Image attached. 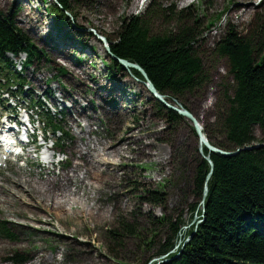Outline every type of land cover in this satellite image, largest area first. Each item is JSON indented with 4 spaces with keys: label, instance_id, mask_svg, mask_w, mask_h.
<instances>
[{
    "label": "rangeland",
    "instance_id": "obj_1",
    "mask_svg": "<svg viewBox=\"0 0 264 264\" xmlns=\"http://www.w3.org/2000/svg\"><path fill=\"white\" fill-rule=\"evenodd\" d=\"M152 3L197 16L202 24L203 51L213 50L230 30L246 34L264 20V0H76L71 7L75 18L70 16V21L76 24L77 31L63 25L59 31L57 28L59 35H56L53 31L57 20L43 0H0V15L14 17L19 29L43 51L42 60L36 65L42 72L36 77L39 83L34 82V70L25 75L37 87L42 84V90L33 87L36 92L32 99L47 103L44 118L52 108L50 115L55 116L54 121L64 130V134L54 138L59 143L58 137L66 136L62 142L64 149L57 147L54 153L60 154V160L63 156L70 157L69 162L56 168L48 164L43 170L34 156L36 167L21 169L16 165L0 178V220L9 222L17 237L14 242L0 238V264H15L10 258L18 253L28 258L26 264H144L148 259L153 263L159 260L155 257L158 244H163L171 233L168 220L181 218L188 230L200 224L198 216L192 219L191 210L198 202L193 193V178L203 158L193 124L183 119L174 129L169 128L159 118L145 84L127 71L114 70V76L110 77L113 71L104 64L110 63L107 49L96 37L97 34L114 42L122 22L144 14ZM246 9L249 11L244 14ZM26 11L32 13V23L41 20V25L49 27L47 31L38 29L31 33ZM63 39L69 48L63 58L74 64L72 68L65 65L66 61L55 59L52 52L53 49L65 52L55 43ZM75 42L79 48L74 46ZM206 60L211 81L204 92L171 104L183 106L195 115L208 139V131L215 129L222 91L233 86V78L226 59L207 55ZM75 68L87 72L89 79L83 82L74 76ZM54 78L52 88H47L48 81ZM46 89L51 92V99L56 100L53 103L66 109V116H56L51 100L43 96ZM95 90L104 91L102 101ZM101 107L116 116H110ZM84 113L94 121L96 131L92 139L109 144L108 148L100 147L97 163H108L110 171L118 175L116 181L109 177L110 185L119 184L110 189L105 185L102 193L91 194L93 198L91 191L77 180V174H81L98 181L92 171L96 165L89 166L86 157L95 145L89 146L86 137L85 142L81 138L83 131H90L82 119ZM254 134L257 145H264V133L259 127ZM115 189L118 194L112 193ZM71 190H79V194ZM154 194L160 195L161 204L154 202ZM93 207L95 216L90 219L88 211L92 212ZM121 220L136 226L137 231L117 243L109 232L118 228ZM153 242L155 247L149 248ZM178 244L176 250L182 242Z\"/></svg>",
    "mask_w": 264,
    "mask_h": 264
},
{
    "label": "trees",
    "instance_id": "obj_2",
    "mask_svg": "<svg viewBox=\"0 0 264 264\" xmlns=\"http://www.w3.org/2000/svg\"><path fill=\"white\" fill-rule=\"evenodd\" d=\"M43 2L50 15L57 19L59 29L63 25H70V16L74 17L71 7L76 0ZM248 11L246 9L244 14ZM28 12L25 19L32 26L31 33L38 29L47 31L49 27L41 25V20L32 23V13ZM201 28V20L197 16L152 3L144 14L122 22L114 42L107 40L111 51V54L107 52L110 63L105 61L104 64L113 71L109 76H114V70L126 71L113 57L137 65L146 73L157 91L168 102L175 104L187 96L201 94L209 85L211 75L207 67V55L213 59H226L233 86L224 87L217 105L215 129L209 130L207 137L213 146L227 152L254 147L258 144L255 128L259 127L264 133V20L258 21L255 28L246 34L230 30L211 51L202 50ZM53 32L59 35L57 31ZM60 42L58 48L65 52L53 49L55 59L66 61L65 65L72 68L74 64L63 58L69 49L66 48L67 42L64 39ZM23 51L29 53L30 63L40 55L29 36L19 29L14 17L0 15V61L6 64V53L18 55ZM72 72L83 82L89 79V74L84 70L75 68ZM130 72L136 79L146 82L138 70L130 69ZM112 91L115 93L116 89ZM103 92L95 90L100 101L105 97ZM111 103L115 104L114 101ZM154 103L159 118L169 128L174 129L184 119L156 100ZM101 108L110 116H116V113L111 114V110L107 112ZM82 119L90 131H83L81 138L85 142L86 137L87 145H95L86 157L89 166L96 165L92 171L98 181L81 174H77V180L91 191L90 196H96L102 193L105 185L109 189L117 188L118 182L110 185L109 177L116 181L118 175L110 171L108 163H97L96 156L100 154V149L108 148L109 144L107 141L95 142L91 137L96 131L93 129L94 121L86 113ZM204 153L211 156L214 171L208 183L209 194L205 206H202L204 187L211 167L201 158L195 170L193 193L198 202L191 207L192 219L198 216L201 223L188 230L181 218L173 222L168 220L171 233L163 244H158L159 250L155 257L168 256L172 260L163 264H264V148L244 151L235 157L210 154L206 148ZM71 193L79 194V190H71ZM112 193L118 194V191L115 189ZM82 197L86 198L85 195ZM153 197L156 204L162 203L159 194ZM94 208L92 212L88 211L90 219H94ZM108 212L103 213L104 216ZM136 231V226L121 220L118 228L109 233L112 239L120 243L122 238L135 235ZM0 237L10 241L17 239L10 223L0 220ZM188 239L190 241L184 245L183 242ZM179 242L182 244L176 250ZM155 245L153 242L149 248ZM172 251L175 252L171 254ZM11 260L15 264L28 261L20 253L15 254ZM150 261L148 259L144 264Z\"/></svg>",
    "mask_w": 264,
    "mask_h": 264
},
{
    "label": "water",
    "instance_id": "obj_3",
    "mask_svg": "<svg viewBox=\"0 0 264 264\" xmlns=\"http://www.w3.org/2000/svg\"><path fill=\"white\" fill-rule=\"evenodd\" d=\"M105 42V41H104ZM106 47H107V51L108 53L111 54L110 51V47L107 44V42H105ZM116 61H118L124 68L130 70V69H135L138 70L139 72H141L144 76V78L146 79V82H143V84H145V86L147 87L150 95L152 96V98L154 100H156L157 102H159L161 105H163L165 108L172 110L174 112H176L177 114H179L180 116H182L184 119L190 120L194 126V130L196 132V135L198 136L199 140H200V153L202 155V157L209 163L210 167H211V172L208 175V178L206 180L205 183V187H204V192H203V197H202V206H205V202L206 199L208 197L209 194V188H208V183L213 175V171H214V163L211 159V156L208 155L206 156L204 153V148H206L210 154H217V155H221L224 157H235L238 156L240 153L244 152V151H253L254 149H259V148H264V145H256L254 147H246L245 149H238L235 152H227L224 150H221L219 148L214 147L210 141L206 138V136L203 133V129L200 126V124L196 121V119L194 118V116L188 111L186 110L183 106H174L171 103H169L166 99V97H164L163 95H161L157 89L155 88V86L152 84V82L149 80L148 76L146 75V73L137 65L131 64L127 61L124 60H120L117 59L115 57H113ZM178 258V257H176ZM174 258V259H176ZM165 262H170L171 260H166L165 257L160 258L159 260H155L153 263L150 264H154L156 262H158V264H162Z\"/></svg>",
    "mask_w": 264,
    "mask_h": 264
},
{
    "label": "bare ground",
    "instance_id": "obj_4",
    "mask_svg": "<svg viewBox=\"0 0 264 264\" xmlns=\"http://www.w3.org/2000/svg\"><path fill=\"white\" fill-rule=\"evenodd\" d=\"M54 31H56L55 29H54ZM83 50V49H82ZM37 83H39V81H36ZM54 101H56V100H54ZM55 105H57V104H55ZM74 107V106H73ZM194 116V118L196 119V121L200 124V121L198 120V118L195 116V115H193ZM187 120V119H186ZM187 121H189L190 123H192L190 120H187ZM73 123H74V121H73ZM201 125V124H200ZM54 158H53V155H50L49 157H48V160H47V165L48 164H50L51 166H53L54 165V160H53ZM47 168V167H46Z\"/></svg>",
    "mask_w": 264,
    "mask_h": 264
}]
</instances>
